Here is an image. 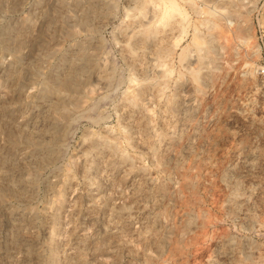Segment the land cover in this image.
Instances as JSON below:
<instances>
[{"label": "rangeland", "instance_id": "374dc122", "mask_svg": "<svg viewBox=\"0 0 264 264\" xmlns=\"http://www.w3.org/2000/svg\"><path fill=\"white\" fill-rule=\"evenodd\" d=\"M172 1L0 0V264H264V0Z\"/></svg>", "mask_w": 264, "mask_h": 264}, {"label": "bare ground", "instance_id": "6f19581e", "mask_svg": "<svg viewBox=\"0 0 264 264\" xmlns=\"http://www.w3.org/2000/svg\"><path fill=\"white\" fill-rule=\"evenodd\" d=\"M170 1H171L170 2V6H171L172 11H175V12H178V13L182 14V12L178 9L177 5L172 0H170ZM62 85H66L67 86V83H62Z\"/></svg>", "mask_w": 264, "mask_h": 264}, {"label": "built area", "instance_id": "2783aa9c", "mask_svg": "<svg viewBox=\"0 0 264 264\" xmlns=\"http://www.w3.org/2000/svg\"><path fill=\"white\" fill-rule=\"evenodd\" d=\"M258 75L264 79V63L258 66Z\"/></svg>", "mask_w": 264, "mask_h": 264}]
</instances>
